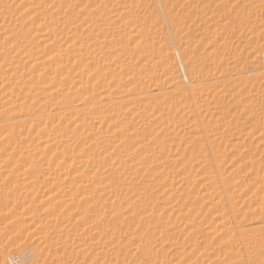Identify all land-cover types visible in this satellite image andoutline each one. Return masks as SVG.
I'll list each match as a JSON object with an SVG mask.
<instances>
[{"label":"rangeland","instance_id":"1","mask_svg":"<svg viewBox=\"0 0 264 264\" xmlns=\"http://www.w3.org/2000/svg\"><path fill=\"white\" fill-rule=\"evenodd\" d=\"M43 1H44L43 3L47 1L45 3L46 6H44V8L47 6L49 7L45 9L43 8V11L46 10L47 12L46 11L43 12L45 13L44 16H42L39 22L37 21L38 23L35 22L37 24H35L34 27L38 28V26H40L39 24L41 25L47 24V26L45 27H49V25L50 27L51 26L56 27L59 24L57 28L59 27L63 28V24L66 25L67 23H69L70 16L74 12L73 9H69V12L66 13L67 15L69 14L68 15L69 20L68 19L65 20L67 18L66 15L65 16L66 18L62 16L64 19L62 18V22H61L60 20L61 16L56 14L57 13L56 7L58 4H56V7H54L55 5L53 3H49L52 2L51 0H43ZM86 1L89 0H71L68 3L67 9L70 7L74 8V6L76 7L79 3L81 2L85 3ZM115 1L100 0V3L96 1L97 3L95 2L96 4L92 5L91 9L95 11L96 8L97 10L98 8L96 5H98L100 9L96 12H93V14L95 13L94 15H100L99 12L101 11V9L107 12L111 7L114 6L118 7L120 13L123 12L122 16H124L123 15L125 14L124 12L127 13L125 14L126 16L123 17V19L125 20L124 24L123 22H120L123 21L121 18L120 20L119 18H117L116 20H114L115 23L112 24L113 23L112 20L109 19L108 17V20L106 21H98V23H94L95 21H92L93 23H86L87 25L89 24V26H87L83 22V26H82L80 25V21L82 22V19L80 20L81 17L78 18L75 12L73 13L74 16L72 15L71 17L73 28L76 27V24L80 25L77 28L72 29L73 31L74 30L77 31L78 29L77 31L78 35L76 34V31H74V33L79 38L85 34L86 36L91 35V38L94 37L95 35L97 36L96 32L98 33L101 32L100 31L101 29L103 30L101 32V34L103 33V35L108 32L106 36L108 34H109L108 36H110L111 33L113 34L112 37H114L115 33L113 32L116 30H117L116 31L117 34H115L114 38L109 37L112 38L113 40L109 39L108 41V39H106L105 42H102L103 43V44L101 43L102 45L105 44L103 47L102 45H100V47L97 46V48L96 47L93 48L94 50L99 49L101 51H97V50L94 51L91 48L92 55L88 53L90 52V49L86 50L88 51L87 54L86 51H84V54L87 55L85 56L83 54L85 56L84 58L82 56L83 62L85 64V70L90 69L88 67H91L92 64L94 65L91 67V71H88L89 73L83 69V74H80L82 73L80 69L82 70L83 67L79 68L78 66H80L81 63L76 64L78 66H75L76 67L75 68L73 65H71L72 61L69 62L68 65L72 66V68L74 67L73 72H76L79 69V72H77V74L82 76V78L81 76L79 77L82 79L79 80L80 83L78 82L76 84V86L78 85L77 87L79 89L75 85L70 84V78H73L72 76L75 75L73 72H72L73 73L72 76L69 75L70 73L69 71L58 74V79L59 76L60 78L64 77L65 75L66 77L71 76L69 79L65 77V79H67L66 81L65 79L61 80L62 78L59 80L63 81V83L65 82V84L69 82L67 83L66 86L70 87L71 91L74 93L73 94L74 96L72 95L73 99L71 98L70 96L71 94H70L68 97L69 102H67V98H65L66 100L63 99L65 101H62L64 104L62 103L61 109L53 110V113H51V114L58 113L56 115L58 116V118H61L62 121L65 119V121H63V124L64 122L65 124L60 126V128H58L59 130L61 129V131H59L56 128L55 129L57 131L50 129L51 131L49 132L52 135H48V136L47 133L46 134L40 133L41 131H43L42 126H44V125L39 126L43 123L42 121H40L41 120L40 115H42L41 112L43 111L42 105L43 108L45 109L44 111L47 110L49 111L51 109V105H53V103L57 101L54 98L55 97L54 94L52 95V97L50 96V98H52L51 100L50 98L45 99V101L43 100L42 103L43 102L45 103L44 104L41 103L42 105L40 107L37 106L38 102H35L36 105L34 104L35 106H33L32 101L38 98L35 97V95H37V92L35 91V89H34L35 92L32 91L34 88V83L28 82L27 87H24L22 90H20L19 95H21V97L23 95L24 96L26 95L30 99L27 98L26 96L25 97L23 96L24 99L23 100L20 99L21 100L20 103V100L18 101L16 100V98L18 97L17 95H16L17 97L10 95L13 92L14 86L12 85L9 87L12 90V91L9 90L10 92L9 94V92L7 91L9 88L7 90L3 89L5 84L3 85L2 83L4 82L0 80V86H2L0 90L3 89L1 93L4 92L2 93L3 95L0 94V145H2L0 146V264H2L3 262H6V264H264V150L262 149L264 147V0H120L119 2L118 1L115 2ZM76 2L77 4L74 5V3ZM101 3H103V5H101ZM70 4L71 6H69ZM50 8L53 10V12L56 10L55 13H53ZM65 9L66 7L63 10L65 11ZM70 10L71 11L73 10L71 14H70L71 12ZM106 12L101 11V15L105 14ZM51 13H53L56 17ZM47 15L49 17H47ZM75 16L77 17L78 21L75 19L76 18ZM102 17L105 16L103 15ZM50 21H52L53 23ZM73 21L76 22L74 23ZM41 22L44 24H42ZM54 22H56V24H54ZM125 22L127 23L129 22L127 26L136 27L137 30L133 31L132 29V31H129L127 28L125 29L123 28L124 30H122L121 28L125 25ZM99 23H100L99 25L100 27L98 26ZM103 24L107 28H105ZM93 25L95 27L98 26L99 28L98 27L95 28ZM120 25L123 26H121L120 28ZM31 26L33 25L32 24L27 25L25 29L32 30ZM86 26L87 28L85 29ZM109 28L111 32L108 31ZM93 29L95 30V32H93ZM96 29H100V30L96 31ZM118 30L119 31L122 30L123 32L121 31L120 33ZM138 30L139 32H137ZM79 32H83L82 35ZM94 33L95 35L93 36L92 34ZM79 40L78 43L76 41L77 47L81 43L80 42L81 40L80 41ZM110 49H112L113 51L111 52ZM102 50L104 53H102ZM146 50L148 51L147 53ZM150 50L155 51L157 53L159 52L161 56H164L163 62H161L163 66H160L161 64L158 61L159 58L155 56L153 57L154 59L155 58L157 59L155 60L159 65L156 64L154 61L153 63H149L151 60H154L153 58L151 59L152 56L150 54L142 56V54L143 55L148 54ZM107 51L110 53L105 54V52L108 53ZM98 52L101 53L102 56L104 54L105 56L108 55L107 57H109V55L111 54V56H113L112 58L115 57L114 59L119 61L118 62L119 64H116L115 65L116 67L114 65H110L109 67L108 64L107 66L105 65L104 67L103 65L104 62L101 60L102 56ZM168 52L170 53L169 55ZM70 54H73L72 51L70 52ZM78 55L80 54L78 53ZM88 56L89 57L92 56V58L93 57L94 58L90 60L88 59L86 60L87 63H90L89 64L90 66L87 65L88 67L86 69L87 63L85 61V58ZM111 56L109 58H111ZM78 57H75L74 60L79 59ZM147 58H150V61L149 59L147 60ZM170 58L172 59L170 60ZM139 59H144L142 60V63H147L146 65H148L145 66L144 69H142L143 72L141 71V69H138L139 71H141V73L138 72L137 70L136 71L134 70L133 72L129 70L125 73V71L120 69L121 68L120 66L124 63H128L129 65H133L135 68H139L136 65H134V62ZM166 59L167 61L169 60V62L170 61L172 62L169 63L170 67L167 66L168 62L167 65L165 64L166 62L164 63ZM99 60L102 64L99 63ZM89 61H92V63ZM156 65L158 67L160 66L159 68H162V70L164 71H162L159 68L157 69ZM29 66L30 65H28V67ZM101 66L105 68L104 69L105 72L112 70L113 67L115 69L117 68L116 70H119V72L121 70L120 74L119 72H117V74L119 75L116 76L117 78L115 77L116 79L115 78L112 79V82L110 80L108 81L109 86L105 85L106 82L105 84H103L101 80L102 76H100L101 77L100 79L97 78L100 75V72L97 69L100 68L99 70L101 71L103 70ZM150 66L152 67L149 68ZM94 67L97 70V72L95 69L92 70V68ZM107 67L108 70H106ZM152 68L154 69L156 68V69L154 70ZM75 69L76 71H74ZM104 70L102 72H104ZM93 71H95L96 73H94ZM128 72H131L132 74L134 73L133 76L135 78L132 76L131 73ZM155 72L159 74V75L158 74L152 75L155 78L157 76L156 79H154L151 75L148 76L150 73L155 74ZM146 73H148L147 76H145ZM94 74H98V76H94ZM90 76L95 78H92ZM143 76H145L146 78L145 77L142 78ZM196 76L198 81L200 79H201L200 81L206 80L205 76L206 78L208 76L209 79L207 80L208 82L206 81L207 83H209L211 80L210 84H213V86L212 89H209L210 91L209 95L207 93L208 90L205 91L206 86L204 84H203L204 89L199 88L200 86L202 87V85L197 87L196 85L193 84L194 80L196 79ZM129 77L130 79H127ZM211 77L213 80L211 79ZM153 81H155L156 84L158 83L166 84V86L169 84L168 85L169 91H171V93H169L170 95L168 94V96L170 97L169 100L171 101L169 100L167 101V98L165 97L168 96L166 95L164 97L165 99L164 98L160 99V97L158 98L156 97L157 99L154 98L152 100L148 99V101L151 100L150 101L151 104L153 103L151 107H150V102L148 101L145 102L138 101L141 102V104L136 101V103L134 104L132 103V101L135 102V100L132 99L131 102H128L131 99L130 95H132L134 90L137 88H138L137 90L146 89L149 92H152V88H153L152 83H155ZM11 84L12 83L9 84L7 83V87ZM103 85L106 88L109 87L108 93L112 91L107 100H101V98L97 97L100 95L99 90H97V88L98 89L100 88L101 90V86ZM184 86H186V88L183 89ZM193 86L195 87V91L193 90L195 93L191 92L192 91L191 89L194 88ZM7 87L5 85L4 88ZM72 87H74V90L77 88V93H75L76 90L73 91ZM196 87L197 89L199 88L201 90L199 89L196 90ZM83 88L85 90H83ZM94 88L96 90H94ZM80 89H82L85 92H83ZM4 90L7 91V94ZM23 90H26L25 93L23 92ZM86 90L88 91V93H86L87 92ZM184 90L190 91L191 93L189 92L186 93V91ZM203 90H204V94L202 93ZM130 91L132 92L129 95ZM181 91L185 92V94L183 95ZM200 91L203 94L202 96L200 95L201 94ZM17 92H19V90ZM78 92L81 95L83 94L82 99L81 97H79L80 95H78ZM15 93L16 92H13L12 94ZM31 94L33 95L31 96ZM75 94H77L78 97H76L77 95ZM124 94L126 97L123 96ZM194 94L199 98L196 99ZM117 95H122L123 98L121 97V99L117 100L114 98ZM88 96H89V100L87 99ZM12 97L14 98L16 97V98L13 99ZM192 97L195 101H197V104L194 102L193 105V103L190 102L191 100L189 101V99ZM6 98L8 99L9 102H11L10 104H7ZM53 98L56 101H53ZM85 98L88 101H86ZM200 98H204V101H200ZM9 99L10 100L13 99V100L10 101ZM158 99L160 100L158 101ZM27 100H30L29 101L30 104ZM40 100H42V98ZM78 100L80 101L79 102L80 104L78 103ZM13 101L19 102L17 103L19 104V106H17V104L14 103L18 108L13 104ZM154 101H158V102H154ZM160 101L162 103L161 104L162 106L160 105ZM22 102L25 103L28 102V103L25 104ZM65 102L67 105L66 107H65ZM81 102L83 103L81 104ZM205 102H207V104L210 105L207 106ZM77 103L79 104V106L73 105ZM113 103L116 104L114 105ZM188 103H192V104H188ZM195 104L198 105L199 107L202 106L201 107L202 109L196 107ZM20 105L21 107L23 105L25 106L21 108ZM129 105L130 106L132 105L130 111H129ZM184 105L187 108H184ZM13 106L17 110L16 109L14 110V108H12ZM44 106L46 107L48 106L49 108L46 109V107ZM70 106L72 111L69 110ZM76 106L79 107L78 108L79 110H77ZM119 106L121 108L124 106L122 108L121 114H118L120 112L119 110H121ZM169 106H171V108ZM188 106H192L193 108L192 107L189 108ZM27 107L30 110L32 109L33 110L32 111L29 110L28 112ZM64 107H65L64 112H67L69 110L68 112L71 111V114L70 113L68 114L67 112L63 115ZM23 108L26 109L23 110ZM73 108L75 110H73ZM114 108L115 110L113 111ZM151 108H158V109L155 110ZM165 108H167L168 110ZM203 108H207L210 111L212 110L211 113H213V115L212 114L209 115V113L207 114L206 112H203L201 114L200 112L205 110ZM21 109L22 112L23 111L25 112L23 113L20 112ZM150 109L152 110V112H154L153 113L154 115L152 114V112H150L151 111ZM159 109L164 112L160 111ZM183 109H191L190 113H192L193 111H198L197 109H200L201 111H199L197 115H195L196 113H192V115H195L194 117H196L197 119L193 118L192 115H190V119H189L188 115L190 113L187 114V112H184ZM59 110L62 112L60 113L61 117H59L60 115ZM125 110H127L128 112L126 113ZM143 110L145 113H143ZM179 110H182L183 114L179 113L181 112ZM114 112L115 113L118 112L116 113L117 115ZM29 113L31 114L29 115ZM162 113H165V115L168 116H166L165 118L164 117L165 115ZM185 113L187 114V116H185L186 115ZM37 114L39 115V117H37ZM48 114L47 112L46 113L44 112V115L46 117L48 116L47 118H49L50 116V113ZM132 114H135L136 116L135 115L133 116ZM143 114L145 115L149 114V116L148 115L145 116ZM151 114L153 116H151ZM200 114L202 117L204 114L205 116L202 118L201 116H199ZM101 115H105V117L102 118ZM110 115H112L113 117H111ZM157 115L158 117H156ZM169 115L170 116L173 115V116L170 117ZM183 115L185 116V118ZM98 116L101 117L103 120ZM109 116L112 118L111 120ZM140 116H144V117H140ZM154 116L155 118H151ZM159 116L160 118L164 117V120L163 119L160 120V123L158 124L160 119ZM127 117L130 118L126 119ZM168 117H170L171 120H173V122L175 121V123H172V121H170L171 122L170 124L169 121H166ZM186 117H188V120L190 121L192 119L193 121H196L197 123L194 122L195 125L197 126L200 125L202 131H200L199 134L197 131L198 129H195L194 126L192 125L194 124L193 122L189 124L190 121L189 122L185 121L187 120ZM93 118L95 119V121ZM181 118H183L184 121L188 123L187 124L188 127L192 125L190 126V128L192 129L190 128L188 129L187 126H184L185 129L187 130L183 129L184 127L181 126V124L182 122L184 123V121H182L183 119ZM104 119L108 122L106 123ZM148 119L152 120L153 122L149 121ZM153 119L156 120L157 122L154 121ZM66 120L68 122H66ZM77 120H79V122ZM83 120L86 121L88 125H92L88 132L91 134L93 133L92 135L89 134V136H92L94 139L92 137L85 136L87 135L88 132L82 131L81 129L77 130L79 131V133L76 130L73 131L72 126H74L76 123L82 124L84 122ZM129 120L130 123L128 122ZM138 120L139 121L141 120L142 123L138 122ZM36 121L37 123H39V125L35 123ZM148 121L151 123H149ZM102 122L104 123L103 125ZM34 123L37 124L36 127L38 126L36 132L33 129L35 127ZM120 123L124 124L123 127L125 129L128 127L127 130L125 129L123 130V127H121ZM131 123H133L134 125H132ZM161 123L164 124H162L161 126ZM65 125L66 126L68 125L67 130L70 135L67 133L66 131L67 127H65ZM98 125L101 126L97 127ZM125 125L127 127H125ZM166 125L167 127H165ZM176 125L178 126L180 125L179 128L176 127ZM157 126L159 129L157 128ZM63 127H65V129H63ZM215 127L217 129H215ZM160 128L161 129L164 128V130H166L165 132L167 133L162 134L164 131L161 130ZM181 128L183 130H181ZM167 129L169 130L167 131ZM194 129L195 132L192 133L191 131H193ZM80 130L82 133H80ZM105 130H107L108 132H106ZM210 130L213 132L210 133ZM116 131L117 132L120 131V133H117ZM122 131H124L127 136L125 135V137H123L124 139L121 141L120 144L122 148L121 150L120 145L115 146L114 140L116 135L119 136L121 134L123 135L125 134ZM70 132L72 133V135ZM96 132H97L96 135H98V137H95ZM53 133H56L58 136L60 133L61 134L60 136L66 135V137L59 136L58 138V136H56V134ZM74 133L76 136L74 135ZM77 133L78 136L80 134L79 137H77ZM133 133L134 134L136 133V135H134ZM208 133H210V135ZM102 134L108 135L109 138L112 134L114 135L111 136L110 138L111 141H110L108 136H105L107 138L106 139L105 137H103ZM213 134H215L217 137L215 135L213 136ZM67 135L71 136L72 139L70 140L71 137L69 136L68 139ZM100 135L102 136L100 137ZM131 135H134V138L133 136L132 138H130ZM258 136L260 137L263 136V138H260ZM45 137L47 139L49 137L52 138V142H51L52 144L56 143L60 145L62 143L59 147H57L58 145L55 144L56 146L54 147L55 148L57 147V149H53L54 147H52L53 151L54 150L56 151V152L54 151V154H49L53 152V151L51 152L52 149L49 150V148L46 147L47 149L44 150L42 148L41 145L44 144ZM81 137H83V140ZM126 137L127 139L130 138L129 141H127ZM139 137H141L142 139ZM38 138L41 139L38 141ZM66 138L68 139V141ZM75 139L77 140L78 143L76 142ZM96 139L97 140L101 139V142L103 143L101 144ZM139 139H141V141ZM62 140L63 142H60ZM92 140L94 142H92ZM135 140L139 141V143L141 142V145H139V143L136 144L137 141ZM146 140L148 143H146ZM40 141H42L43 143ZM69 141H71L72 143L76 142V144L75 143L72 144ZM108 141L110 143H108ZM36 142L40 145V147H38L39 145ZM65 142H69L70 147L76 148L75 149L76 151H72L71 148L69 149V151L67 150V152L64 153L61 152V150H63V143ZM85 143L86 145H83ZM87 143L89 144L91 143L93 146L97 145L94 146V148L95 150L97 149L98 151L96 150V153L93 152L94 151V149H92L93 146L91 144L88 146ZM104 143L107 144L105 145ZM124 143L126 146L125 145L123 146ZM19 144L22 145L23 147L17 146ZM29 144L31 145L29 146ZM112 144L116 148L113 149ZM145 144L146 145L148 144L149 146L148 145L147 146L149 148L145 146ZM258 144L261 145L259 146ZM74 145H76V147H74ZM82 145L84 148L82 147ZM131 145L133 147L135 145L138 146H135L134 148L133 147L130 148ZM44 146L45 144L43 145V147ZM85 146L86 148L90 147L92 150L90 148H87L88 149L87 150ZM122 146L125 148L123 149ZM141 146L143 149H141ZM36 147L39 149H37ZM79 147H82L83 149ZM106 148L107 150L110 148V151L113 150L112 152H110L112 154H110L109 150L107 151ZM144 148L146 151L144 150ZM33 149L36 150L35 153ZM80 149H82L83 152L85 153L87 151L90 152L89 154L87 152L86 155L88 156L89 159L93 160L92 161L93 163L89 162L91 160L87 159V156L85 154L83 155V152ZM57 150L59 151V153ZM77 150L80 156L76 154ZM19 151L22 152L20 153ZM27 151L30 152L31 154L28 153ZM74 152L76 156H78L79 158L74 156L75 155ZM44 153L47 154V156L50 155V157L48 156V158H52V160L48 158H47L48 160L46 158H43L45 155ZM61 154L63 156H61ZM64 154L69 156L70 158L73 155L72 158L75 159L71 158V160L77 165H75L71 160L68 161L67 159L70 158L69 157L67 158V156H65ZM52 155L55 156L52 157ZM64 156L65 158H63ZM58 157L61 158L63 164H60L61 160ZM82 157H84L85 159ZM103 157L106 159H104ZM125 157H127L126 158L127 161ZM42 158L44 160H42ZM96 158H98V161ZM99 158L100 160L101 158H103L102 159L103 162H105L106 160L108 162L107 161H106L107 163L100 162ZM120 158L123 159L124 161L121 160ZM37 159H39L40 161ZM80 159L81 162L83 161L82 167L85 168L87 164L86 169L80 167V165L77 163L78 161H80ZM86 159L89 161H87ZM41 160L44 161V163ZM49 160L52 161L53 163H55L53 160L57 161L56 165L55 164L52 165L51 163L50 165L48 164L49 165L48 166L46 163H48ZM115 160H117V162H114ZM130 160H131V164L128 162ZM59 161L60 163L58 167L57 164ZM70 162L74 164L71 166L72 169L70 167L71 165ZM124 162H126L127 165H124L125 164ZM38 163L39 165L43 164L46 165L48 168L50 167L51 168L50 172L52 171L53 175L52 173L51 174L48 173L49 169L46 166L43 165L39 166L37 165ZM64 163L67 164V166L64 165ZM100 163L103 164L100 165ZM114 163L117 164L118 166L124 163L123 164L124 166L122 167L121 165V167L120 166L118 167ZM95 164H99L97 166H99L100 169L102 168L101 171L103 170L104 172L103 171L101 172L100 170L98 171L99 168ZM61 165H63L62 166L63 168L61 167ZM78 165H79L78 168L79 170H81V172L80 171L77 172L81 173L82 175L76 173L75 171L76 169H78L76 167ZM92 165L94 166L92 167ZM138 165L140 167L139 169H138ZM30 166H32L33 168ZM56 166L58 167V170L57 168H55ZM106 166L109 167L107 168ZM42 167L44 172H41L43 170H40V168ZM44 167H46L47 171L46 169H44ZM68 167H70L69 169H71V172L73 171L76 174L70 173V171L68 172L69 170ZM89 167L91 169H89ZM126 167L129 169V171ZM54 168L55 170H52ZM96 168L99 177L98 175L96 176V172H95ZM114 168L115 169L118 168V169L114 170ZM65 169H67L68 173L66 172L64 174ZM106 169L108 170L107 172L109 173L105 172ZM124 169L126 170V172L119 171ZM56 170L59 173L61 172L60 175L59 173H56ZM92 170L95 173H92ZM109 170L114 173H111ZM89 171L90 174L98 177V179L96 177L94 179L97 180H94L93 177L91 178L92 175L86 173ZM115 171L118 173H116ZM210 171H216V172H214L215 174H213V172ZM62 172L64 175H61ZM99 172L103 176L100 175ZM43 173H47V174H43ZM40 174L43 175L41 176ZM68 174L71 176L76 175V177L74 176V179L76 178L75 181ZM86 174L88 177L86 176ZM104 174L107 176H104ZM117 174L119 176H117ZM141 174H143V176ZM44 175H46L47 177H45ZM48 175H50V178H52V180L48 177ZM139 175H141L142 178ZM160 175L161 176L166 175V176L161 177ZM218 175L221 177L219 178ZM63 176L64 177L67 176V177L64 178ZM68 176L70 178H68ZM211 176L212 178H210ZM55 177H57V179H53ZM77 177L79 178V181L77 180L78 179ZM81 177L82 179L84 177H87L88 179L86 178L87 181L85 178L83 180H80ZM160 177L162 178V181L165 179L164 181L170 184L163 181V183H165L163 185L162 181H160L161 180ZM214 177L217 178L216 181L215 179H213ZM37 178H39L38 180L40 183L37 182ZM58 178H60L61 182ZM66 178L69 181L65 180ZM137 178L139 179L137 180ZM166 178H168V180ZM62 179H64L65 181H63ZM72 179L75 184L70 183V180L71 182H73ZM156 179L159 180L158 183L155 182L157 181ZM171 179L173 180V182H171ZM240 179H241V183L239 182ZM40 180H42L43 182H41ZM53 180L55 181H54V186L52 187ZM103 180L105 182H102ZM46 181H50V182H46ZM36 182L39 183L40 185L37 184ZM58 182L61 184L59 185ZM66 182L67 183L69 182V184H66ZM76 182L77 184L78 183L79 184L77 185ZM29 183L31 184L29 185ZM62 183L65 185V186L63 185L65 189L62 187ZM82 183L84 184L87 183L88 185L85 184L87 185L85 186ZM108 183L111 186L115 184L118 187L116 186L111 187L108 185ZM116 183H118L120 186ZM135 183L138 185L140 184V186L136 185ZM142 183L147 184L148 186L143 185ZM159 183H161V185L157 186V184ZM33 184L36 187L37 185H39L38 188H34L35 186H33ZM49 184L51 186H47ZM167 184L170 186H168ZM41 185L42 186L45 185L44 188H42ZM66 185L70 186L68 187L69 189L67 188ZM72 185H74L75 187ZM103 185L104 187H100ZM134 185L138 187L136 186L133 187ZM76 186L79 187L80 191L79 189H77ZM95 186L97 187L95 188ZM59 187L60 188L62 187L63 189L62 188L60 189ZM98 187H100L101 189ZM108 187L112 188L111 189L112 191ZM122 187H124L125 189H123ZM140 187L144 190H141ZM53 188L57 189L58 191L56 190L55 192ZM66 188L69 191H73V194H71L72 192L71 193L68 192ZM102 188H104L105 190ZM115 188L118 189V191L120 188L121 193L117 192ZM135 188H137L138 191L135 190ZM74 189L77 190L74 191ZM84 189H86L87 191H85ZM131 190L133 193L131 192ZM133 190H135V192ZM81 191L87 192L86 195L89 197L91 196L90 199L91 200L93 199L95 201L94 202L93 200L91 201L85 195V192L81 193ZM51 192L53 194L56 193L54 194V196L57 197L55 198L54 196H52ZM57 192L59 193L57 194ZM78 192H80V194H78ZM50 193L51 196L53 197V201H51L52 199L49 198ZM139 193L140 195H138ZM64 194L65 195L70 194L69 195L70 198L68 196L69 201L64 198L65 196ZM75 194L76 197L74 198L73 196H75ZM92 194L94 195V197L96 196L98 202L96 201V199H94ZM58 195H61L62 197ZM139 196L140 197L143 196V197L140 198ZM84 197L86 200L84 199ZM135 197H138V199ZM44 198L46 199L49 198L51 202L49 200L48 201L45 200ZM250 198L251 200L249 201ZM60 199L61 201H59ZM126 199L129 200L127 201ZM130 199H132L133 202L130 201ZM125 200L129 203H126ZM87 201L89 204L86 203ZM69 203L72 204L74 203L76 206L73 204L74 206L72 207L71 205H69ZM93 205L95 209H93L92 207ZM78 206L81 209H78L77 211L76 208ZM112 206L113 208H111ZM74 207L76 208L74 209ZM98 207L100 208L101 211L99 210ZM71 208L74 211V213H72ZM69 212L72 213V214L70 213V215L74 214L73 215L74 219L72 216L68 214ZM86 214L89 219L86 218L85 216ZM214 214L217 215V217L220 216L221 214V217H218L216 219V216ZM78 217L84 220L83 221L79 220ZM85 221L86 224H84ZM82 224L85 226H82ZM42 228L43 230L45 229L44 232ZM70 229L73 231H71ZM20 230L23 231L20 232ZM45 234H47V236ZM38 236H40V238H38Z\"/></svg>","mask_w":264,"mask_h":264},{"label":"bare ground","instance_id":"2","mask_svg":"<svg viewBox=\"0 0 264 264\" xmlns=\"http://www.w3.org/2000/svg\"><path fill=\"white\" fill-rule=\"evenodd\" d=\"M52 2H49V3H53L54 5V7H56V4H58L57 5V13L56 14H58V15H60L61 17V22H62V18L64 17V18H66L65 16L67 15L66 13L67 12H69V9H73L74 10V12L76 13V15L78 16V18L79 17H81L80 18V20L82 19V22L80 21V25H82L83 26V22L86 24V23H93L92 21H95L94 23H98V21H106V20H108V17H109V19H111L112 20V24H114L115 22H114V20H116L117 18H119V20H120V18L123 20V21H120V22H123V24H124V19H123V17H125L126 15L125 14H127L126 12H124L125 14H123L124 16H122V13H120V11L118 10L119 8L118 7H109L108 9V11L106 12V11H104V10H102L101 9V11H103V12H106L105 14H102L101 15V11L99 12V14L100 15H94L93 14V12H96V11H98L100 8H99V6L98 5H96L97 6V10H96V8L95 7H93V8H95V11H93L91 8H92V5H95L97 2H99L100 3V0H89V1H86L85 3H83V2H81V3H79L76 7L74 6V8H72V7H70V8H68L67 9V6H68V3H69V1H71V0H51ZM67 1H68V3H67ZM97 1V2H96ZM102 1V0H101ZM115 1V0H114ZM119 2L120 0H116L115 2ZM44 1L43 0H0V80H2V82H4V83H2L3 85L5 84L6 85V87H7V83L9 84V83H12L11 85H9L7 88H4L5 87V85H4V87H3V89H8L10 86H14L13 87V92H16L15 94H10V92H9V90L10 91H12L10 88L7 90L8 92H9V94L10 95H13V96H16L15 98H16V100L18 101V100H23L24 99V97L26 96H22L21 97V95H19V93H20V90H22L24 87H27V83L28 82H31V83H34V88H33V90L32 91H34V89H35V91L37 92V95H35V97H38V98H36V99H34V101H32L31 103L33 104V106H35L36 104H35V102H38V107H40L42 104H44L45 102H43L42 103V101L44 100L45 101V99H48V98H50V96L52 97V95L54 94L55 95V99L57 100H54V98H53V101H56L55 103H53V105H51V109L48 111H44L45 109L43 108V105H42V110L46 113L47 112V114L48 113H50V116H49V118H47L45 115H44V112L42 111H40L41 113H42V115H40V121H42L43 123L41 124V125H39V123H37V121L35 122V123H37L39 126H42V125H44V126H42L43 127V131H41L40 133H47V136L48 135H52V134H50V132L49 131H51V130H55V131H57L56 129H58V128H60V126H62V125H64L65 124V122H64V124H63V121H65V119L62 121V119L61 118H58V116L56 115V114H58V113H55V114H51V113H53V110H58V109H61V106H62V101H65L66 99L65 98H67V102H69V100H68V97H69V95L71 96V98L73 99V92L71 91V88L70 87H67L66 85H67V83H69V82H67L66 84H65V82L63 83V81H61V80H63V79H65V77H66V75L64 76V77H61L60 78V76H59V79H61V80H59L58 79V74L60 73H62V72H67V71H69L70 73H69V75H71L72 76V74L74 73L75 75L74 76H72L73 78H70L71 76H69V77H66L67 79H69L70 78V84H72V85H75L76 86V84L79 82V80L82 78V76L81 75H78L77 74V72H79V69H78V67L79 68H81V67H83L82 68V70L80 69V71H82V73H80V74H83V69L85 70V64H84V62H83V58L85 57V56H87V55H85L84 54V51H86V50H88V49H90V52H88V51H86V54H87V52L88 53H90L91 54V48L93 49L94 47H96L97 48V46H99L100 47V45H102L103 43L102 42H105L106 41V39H108V41H109V39H111V40H113L112 38H114L115 37V34H117L116 33V31H112L113 33H115L114 34V37H112L113 36V34H111L110 33V36H106V34L108 33H105L104 35H103V33L101 34V32L103 31L101 28V30L100 29H96V31L97 30H100L101 32H96L97 33V36L95 35V33L94 34H92L94 37H92L91 38V35L90 36H86V34L85 35H82V33L83 32H79L82 36V38L80 37H78L77 35V31H78V29H77V31L76 30H74V31H76V34L74 33V31L72 30V29H75V28H77L78 26H80V25H77L76 24V27H72V21H71V17H72V15H73V10L70 12V14H71V16H70V21H69V23H67L66 25L65 24H63L64 23V20H63V28H61V27H59V28H61V29H59V28H57V26L59 25L58 23V25L56 26V27H50V25H49V27H45V26H47V24H44V23H42V24H44V25H41V24H39L40 26H38V28H36V27H34V25L35 24H37L38 22H39V20L42 18V16H44V14L45 13H43V12H45L46 10H44L43 11V8H44V6H46V2L47 1H45V3H43ZM80 2V1H79ZM96 2V3H95ZM67 4V5H66ZM77 4V2L76 3H74V5H76ZM115 4H118V3H115ZM49 5V4H48ZM100 5V4H99ZM101 5H103V3H101ZM51 6V5H50ZM69 6H71V4L69 5ZM47 7H49V6H47ZM47 7H45V8H47ZM52 7V6H51ZM66 7V9H65V11L63 10L64 8ZM103 7V6H102ZM44 8V9H45ZM105 8V7H104ZM18 9H20V10H18ZM51 9V8H50ZM18 10V11H17ZM52 10V9H51ZM55 10V11H56ZM55 11L53 12V10H52V12L53 13H55ZM47 12V11H46ZM51 12V11H50ZM53 13H51L52 15H54ZM47 14V13H46ZM49 14V13H48ZM57 15V16H58ZM69 15V14H68ZM68 15H67V18L65 19V20H69V17H68ZM105 16V17H102V16ZM55 16V15H54ZM53 16V17H54ZM63 16V17H62ZM74 16V15H73ZM101 16V17H100ZM46 17V16H45ZM47 17H49L48 15H47ZM56 17V16H55ZM76 17V16H75ZM63 18V19H64ZM74 18V17H73ZM114 18V19H113ZM57 19V18H56ZM76 20H77V17L75 18ZM52 20H53V18H52ZM55 20V19H54ZM38 21V22H37ZM78 21V20H77ZM35 22H37V23H35ZM50 22H52V21H50ZM49 22V23H50ZM59 22V21H58ZM61 22H60V24H61ZM66 22V21H65ZM74 22V21H73ZM76 22V21H75ZM74 22V23H75ZM46 23H48V22H46ZM53 23V22H52ZM52 23H51V25H52ZM73 23V24H74ZM82 23V24H81ZM101 23V22H100ZM100 23L98 24V26L100 25ZM109 23H111V22H109ZM109 23H107V24H109ZM129 23V22H128ZM128 23L127 22H125V25L123 26V25H120V28H121V26H123L121 29L122 30H124L125 28H127L129 31H132V29H133V31H136L137 29H136V27H129V26H127L128 25ZM33 25V26H31V28H32V30H29V29H25L26 28V26L27 25ZM54 24H56V22H54ZM102 24V23H101ZM122 24V23H121ZM70 25V26H69ZM87 25V24H86ZM92 25V24H91ZM61 26V25H60ZM74 26V25H73ZM85 26V25H84ZM87 26H89V24L87 25ZM87 26L85 27V29L87 28ZM94 26V25H93ZM97 26V27H98ZM103 26L105 27V28H107L104 24H103ZM30 27V26H29ZM95 27V26H94ZM97 27H95V28H97ZM100 27V26H99ZM98 27V28H99ZM81 28V27H80ZM104 28V29H105ZM116 28V27H115ZM114 28V29H115ZM124 28V29H123ZM83 29V28H82ZM81 29V30H82ZM84 29V30H85ZM113 29V30H114ZM118 29H119V27H118ZM108 30V29H107ZM121 30V31H122ZM80 31V30H79ZM83 31V30H82ZM108 31H110V28H109V30ZM119 31V30H118ZM121 31H119L120 33H121ZM93 32H95V30L93 29ZM111 32V31H110ZM118 32V33H119ZM123 32V31H122ZM124 32H127V31H124ZM137 32H139V30L137 31ZM80 34H79V36H80ZM91 34V33H90ZM119 35V34H118ZM121 36V35H120ZM90 37V38H89ZM107 37V38H106ZM109 37H112V38H109ZM81 41H80V40ZM78 40L81 42L80 43V45L77 47L76 46V41H77V43H78ZM102 43V44H101ZM107 43V42H106ZM78 45V44H77ZM105 45V44H104ZM104 45H102V47L104 46ZM102 47H101V49H102ZM95 48V49H96ZM124 48V47H123ZM94 50V49H93ZM93 50H92V52H93ZM97 51H101V50H99V49H96ZM96 50H94V51H96ZM111 50V52L113 51L112 49H110ZM148 50V49H147ZM146 50V53L148 52ZM72 51V53L73 54H70V52ZM121 51H124V50H121ZM80 54V55H78V53ZM108 52V51H107ZM96 53V52H95ZM99 53V52H98ZM102 53H104L103 52V50H102ZM110 52H108V53H106L105 52V54H109ZM85 56H84V55ZM99 54H101V53H99ZM105 54L102 56V54H101V56H102V58H101V60L104 62V67H105V65L107 66V64H108V66L110 67V65H116V64H119L118 62L119 61H117V60H115L114 58H112L113 56H111V54L109 55V57L111 56V58H109V57H107V56H105ZM151 55L152 57H151V59L153 58L154 59V57L153 56H155V57H157V58H159V63L161 64V62H163V57L164 56H161L160 55V53L158 52H155V51H151L150 50V52L148 53V54H142V56H145V55ZM162 54V53H161ZM170 53L168 52V55H169ZM92 55V54H91ZM113 55V54H112ZM164 55H165V53H164ZM78 56H80V57H78ZM82 56H83V58H82ZM90 56V55H89ZM86 57L85 58V61L88 59V60H90V59H93L92 58V56L91 57ZM94 56V55H93ZM142 56H140V57H142ZM167 56V55H166ZM166 56H165V58H166ZM75 57H78L79 59H75L74 60V58ZM99 57H100V55H99ZM98 57V58H99ZM139 57V58H140ZM96 59H97V56H96ZM96 59H94V60H96ZM145 59V58H144ZM144 59H139V60H137V61H135L134 62V65H136L137 67H139V68H135L133 65H129L128 63H124V64H122L120 67V69L121 70H123V71H125V73L127 72V71H129V70H131L132 72L135 70H137L138 72H140L141 73V71H142V69H144L145 68V66H148V65H146L147 63H142V60H144ZM149 59V61H150V58H147V60ZM156 59V58H155ZM151 60L149 63H153V61L156 63V64H158L157 62H156V60ZM172 58H170V60H171ZM70 61H72L70 64L71 65H73L74 67L75 66H78V65H76V64H80L81 63V65L80 66H78L77 67V69H78V71H76V69L74 70V71H76V72H73V68H72V66H69L68 64H69V62ZM81 61V62H80ZM77 62V63H76ZM89 62H91L92 63V61H89ZM146 62V61H145ZM148 62V61H147ZM166 62V63H165ZM167 62H168V65H167ZM74 63V64H73ZM86 63H87V61H86ZM96 63V62H95ZM94 63V64H95ZM97 63H98V61H97ZM99 63H101L100 62V60H99ZM154 63V64H155ZM164 63L168 66V67H170L169 66V63H172L171 61L169 62V60L167 61V59L164 61ZM90 63H87L86 64V69H87V67L88 66H90L89 65ZM102 64V63H101ZM121 64V63H120ZM164 64V65H165ZM28 65H30L29 67H28ZM88 65V66H87ZM97 65V64H96ZM149 65H151V64H149ZM159 65V64H158ZM171 65H173V64H171ZM92 66H94L93 64L91 65V67ZM99 66V65H98ZM157 66V65H156ZM160 66H163V64H161ZM159 66V67H160ZM166 66V67H167ZM70 67V68H69ZM91 67H88V68H90V69H87V70H85L86 72H88V71H91ZM100 67V66H99ZM102 68H103V70L105 69L103 66H101ZM116 67V66H115ZM118 67H119V65H118ZM152 66H150L149 68H151ZM158 66L156 67L157 69L159 68ZM175 67V66H174ZM76 68V67H75ZM98 68V67H97ZM155 68V69H156ZM93 69H95V67L94 68H92V70ZM100 68H98L97 70L100 72V75L98 76V74H94V76H98L97 78L98 79H100L101 77L100 76H102V78H101V80H102V82H103V84H105V82H106V86H109L108 84H109V80L112 82V79H114L117 75H119L120 74V72H121V70H120V72H119V70H116L114 67H113V69L112 70H110V71H106L105 72V70H104V72H102L101 70H99ZM119 69V68H118ZM138 69H141V71H139ZM147 69V68H146ZM152 69H154V68H152ZM154 69V70H155ZM159 69H161L162 70V68H159ZM165 69V68H164ZM170 69V68H169ZM171 69H172V67H171ZM72 70V71H71ZM96 70V69H95ZM97 70H96V72H97ZM106 70H108V67H107V69ZM168 70V69H167ZM166 70V71H167ZM122 71V72H123ZM145 71V70H144ZM151 71V70H150ZM162 71H164V70H162ZM73 72V73H72ZM85 72V73H86ZM94 73H96L95 71H93ZM117 72H119V74H117ZM143 72V71H142ZM84 73V74H85ZM89 73V72H88ZM91 73V72H90ZM128 73H131V72H128ZM127 73V74H128ZM152 73V72H151ZM149 74L148 76H152V75H156V74H158V73H156L155 72V74ZM159 73H161V72H159ZM92 74V73H91ZM123 74V73H122ZM132 74V73H131ZM136 74H138V73H136ZM135 74V75H136ZM147 74L148 73H146L145 74V76H147ZM93 75V74H92ZM129 75V74H128ZM134 75V73L132 74V76ZM159 75V74H158ZM67 76H68V74H67ZM81 76V78H79ZM145 76H143L142 78H144ZM214 76V75H213ZM90 77H92V76H90ZM134 77V76H133ZM154 79H156L157 78V76H156V78L154 77V76H152ZM159 77V76H158ZM190 77V76H189ZM92 78H95V77H92ZM117 78V77H116ZM115 78V79H116ZM135 78V77H134ZM141 78V77H140ZM146 78V77H145ZM151 78V77H150ZM152 78V79H153ZM202 78V77H201ZM210 78V77H209ZM214 78V77H213ZM216 78V77H215ZM67 79H65V81L67 80ZM127 79H130V77L129 78H127ZM132 79V78H131ZM147 79H149V78H147ZM151 79V80H152ZM191 79V78H190ZM192 79H193V77H192ZM205 79L206 80H204V81H198L197 80V76H196V79L194 80V82H193V84L194 85H196L197 87H199L200 85H202V87L200 86L199 88H202V89H204L203 88V86L205 85L206 86V89H205V91H207L208 90V95H209V93H210V91H209V89H212V86H213V84H210L211 83V80H210V82L209 83H207L208 81L207 80H209L208 79V76H207V78H206V76H205ZM211 79H212V77H211ZM82 80V79H81ZM97 80V79H96ZM95 80V81H96ZM150 80V81H151ZM213 80V79H212ZM10 81V82H9ZM159 81V80H158ZM160 81H162V80H160ZM185 81V80H184ZM192 81V80H191ZM207 81V82H206ZM99 82V81H98ZM102 82H100V83H102ZM153 82H155V81H153ZM164 82V81H163ZM179 82V81H178ZM202 82H204V83H202ZM30 83V84H31ZM80 83V82H79ZM83 83V82H82ZM100 83H99V86H100ZM136 83V82H135ZM158 83V82H157ZM165 83V82H164ZM202 83V84H201ZM98 84V83H97ZM204 84V85H203ZM83 85V84H82ZM96 85V84H95ZM139 85V84H138ZM152 92H149L148 90H146V89H140V90H137V89H133L134 90V92L132 93V95H130L131 94V92L132 91H130V93H129V95L131 96V99H130V101H128V102H131L132 101V99L133 100H135V102L134 101H132V103H136V101L138 102V101H143V102H145V101H148V99H154V98H158V97H160V99L161 98H164L166 95L168 96V94L169 93H171V91H169V84L166 86V84H156V82L155 83H152ZM192 85V84H191ZM29 86V85H28ZM78 86V85H77ZM76 86V87H77ZM97 86V85H96ZM187 86H188V84H187ZM1 87L2 86H0V89H1ZM81 87V86H80ZM88 87H90V86H88ZM98 87V86H97ZM194 87V86H193ZM197 87H196V90H198L197 89ZM215 87V86H214ZM12 88V87H11ZM30 88H31V85H30ZM78 88V87H77ZM77 88L75 89L76 90V92L75 93H77ZM82 88V87H81ZM93 88V87H92ZM111 88V87H110ZM136 88V87H135ZM184 88H186V86H184L183 87V89ZM191 88H192V86H191ZM216 88V87H215ZM3 89L2 90H0V94H2V93H4V92H2L1 93V91H3ZM18 91L19 90V92H17L16 90ZM27 89H29V88H27ZM72 89H73V91H75L74 90V87H72ZM79 89V88H78ZM188 89V88H187ZM186 89V90H187ZM6 90H4L5 92H6V94H7V91ZM80 90H82V89H80ZM83 90H85L84 88H83ZM82 90V91H83ZM94 90H96L95 88H94ZM97 90H99V93H100V95L99 96H97V97H99V98H101V100H107L108 98H109V95H110V93L112 92H110V93H108V90H109V87H104V85L103 86H101V90H100V88L98 89L97 88ZM129 90V89H128ZM186 90H184V91H186ZM190 90V89H189ZM192 91L191 92H193V93H195L194 91H195V87L193 88V89H191ZM194 90V91H193ZM199 90H201V89H199ZM25 91L26 90H23V92L25 93ZM34 91V92H35ZM79 91V90H78ZM87 91V90H86ZM92 91V90H91ZM223 91V90H222ZM22 92V93H23ZM83 92H85V91H83ZM95 92H97V91H95ZM182 93H183V95L185 94V92H183V91H181ZM187 92H189V93H191L190 91H186V93ZM197 92V91H196ZM226 92V91H225ZM21 93V94H22ZM27 93V92H26ZM86 93H88V91L86 92ZM108 93V94H107ZM200 93H201V91H200ZM203 94H204V90H203V92H202ZM200 94L201 96L203 95V94ZM36 94V93H35ZM197 94V93H196ZM206 94V93H205ZM3 95V94H2ZM9 95V96H10ZM29 95V94H28ZM33 94H31V96H32ZM73 95V96H72ZM75 95H77V94H75ZM78 95H80L79 97H81V99H82V95L78 92ZM78 95L76 96V97H78ZM94 95V94H93ZM112 95V94H111ZM170 95V94H169ZM192 95V94H191ZM199 95V96H200ZM226 95V94H225ZM30 96V97H31ZM123 96H125V94L123 95ZM123 96L122 95H117V96H115L114 98L115 99H121V97L123 98ZM127 96H128V94H127ZM194 96H195V98L197 99V98H199V97H197L195 94H194ZM207 96V95H206ZM224 96V95H223ZM27 97V96H26ZM85 97H87V96H85ZM126 97V96H125ZM124 97V98H125ZM185 97H187V96H185ZM188 97H190V96H188ZM248 97V96H247ZM13 99H15L14 97H12ZM27 98H29V97H27ZM26 98V99H27ZM32 98V97H31ZM42 98V100H40ZM71 98H69V99H71ZM75 98V97H74ZM98 98V99H99ZM128 98V97H127ZM135 98V99H134ZM156 98V99H157ZM165 98H167V101L170 99V97L168 96V97H165ZM164 98V99H165ZM7 99V98H6ZM5 99V100H6ZM12 99V100H13ZM25 99V100H26ZM30 99V98H29ZM52 98H50V100H51ZM63 99H65V100H63ZM76 99H78V98H76ZM80 99V98H79ZM86 99V98H85ZM88 100H89V96H88V98H87ZM86 99V101H88ZM160 99H158V101L160 100ZM188 99V98H187ZM208 99V98H207ZM10 100V99H9ZM12 100H10V101H12ZM21 100H20V103H21ZM127 100V99H126ZM126 100H124V101H126ZM129 100V99H128ZM150 100V101H151ZM191 100V101H190ZM192 100H194L193 99V97L192 98H190L189 99V101L190 102H192L193 103V105H194V102L197 104V101H192ZM7 101V104H10L11 102H9L8 101V99L6 100ZM5 101V102H6ZM28 102L30 101V100H27ZM83 101H84V99H83ZM85 101V102H86ZM111 101V100H110ZM150 101H148V102H150ZM158 101H154V102H158ZM166 101V102H167ZM169 101H171V100H169ZM198 101H199V99H198ZM200 101H204V98H200ZM206 101V100H205ZM26 102V101H25ZM25 102H22V103H25ZM27 102V103H28ZM52 102V101H51ZM80 101L78 100V103H79ZM85 102H84V105H85ZM127 102V103H128ZM141 102H138V103H140L141 104ZM153 102V101H152ZM165 102V101H164ZM185 102H186V99H185ZM184 102V103H185ZM17 104V103H19V102H15V101H13V104ZM27 103H25V104H27ZM42 103V104H41ZM76 103V102H75ZM73 104V105H78L79 106V104ZM83 102H81V104H82ZM168 103V102H167ZM166 103V104H167ZM183 103V104H184ZM192 103H188V104H192ZM199 103V102H198ZM202 103V102H201ZM206 104H207V102H205ZM209 103V102H208ZM12 104V105H13ZM14 104V105H15ZM29 104H30V102H29ZM28 104V105H29ZM35 104V105H34ZM64 104V103H63ZM114 105L116 104V103H113ZM130 104V103H129ZM133 104V105H134ZM153 104V103H152ZM151 102H150V107H151ZM158 104V103H157ZM162 103H161V101H160V105H161ZM166 104H165V106H166ZM186 104V103H185ZM195 104V105H196ZM200 104V103H199ZM206 104H203V105H206ZM243 104V103H242ZM22 105V104H21ZM21 105H20V107H21ZM28 105H26V106H28ZM70 105H71V103H70ZM113 105V106H114ZM128 105V104H127ZM144 105V104H143ZM155 105V104H154ZM169 105V104H168ZM187 105V104H186ZM210 104H207V106H209ZM247 105V104H246ZM11 106V105H10ZM10 106H9V108H10ZM16 106V105H15ZM17 106H19V104H17ZM16 106V107H17ZM25 105H23L22 107H24ZM32 106V105H31ZM67 105H66V102H65V107H66ZM69 106V105H68ZM132 106V105H131ZM131 106L129 105V111H130V108H131ZM135 106V105H134ZM162 106V105H161ZM164 106V105H163ZM206 106V107H207ZM21 107V108H22ZM44 107H46V106H44ZM65 107H64V109H63V112H64V110H65ZM73 107V106H72ZM77 107V106H76ZM81 107V106H80ZM117 107V106H116ZM115 107V108H116ZM124 107V106H123ZM122 107V108H123ZM126 107V106H125ZM136 107V106H135ZM138 107V106H137ZM143 107V106H142ZM152 107H154V106H152ZM158 107V106H157ZM170 108H171V106H169ZM189 108H191L192 106H188ZM196 107H199L198 105H196ZM202 107V106H201ZM201 107H199V108H201ZM245 107V106H244ZM12 108H14V110L16 109L14 106L12 107ZM18 108V107H17ZM28 108V107H27ZM34 108V107H33ZM47 108H49L48 106L46 107V109ZM79 107H77V110H79L78 109ZM115 108L113 109V111L115 110ZM118 108V107H117ZM119 108H121L120 106H119ZM122 108H121V110H119L120 112L118 113V112H116V113H118V114H121V112H122ZM147 108V107H146ZM159 108V107H158ZM158 108H151V109H155V110H157ZM169 108V109H170ZM182 108V107H181ZM184 108H187L185 105H184ZM193 108V107H192ZM217 108V107H216ZM2 109V108H1ZM26 109V108H25ZM24 108H23V110H25ZM32 109V108H31ZM41 109V108H40ZM68 109H69V107H68ZM67 109V110H68ZM112 109V108H111ZM127 109V108H126ZM150 109V110H151ZM165 109H167V108H165ZM165 109H163V110H165ZM195 109V108H194ZM202 109V108H201ZM203 109H205L204 111H202V112H200L201 114L203 113V112H206L207 114L209 113V115H213V113H211L212 112V110L210 111L209 109H207V108H203ZM214 109V108H213ZM218 109V108H217ZM217 109H216V111H217ZM232 109V108H231ZM17 110V109H16ZM19 110H20V108H19ZM28 110V112H29V108L27 109ZM33 110V109H32ZM32 110H30V111H32ZM37 110H39V109H37ZM69 110H71V106H70V109ZM68 110V111H69ZM73 110H75L74 108H73ZM117 110V109H116ZM155 110H153V111H155ZM160 110V109H159ZM158 110V111H159ZM168 110V109H167ZM167 110H165V111H167ZM196 110V109H195ZM198 111H193L192 113H196L195 115H197V113H199V111H201L200 109H197ZM60 111V110H59ZM67 111V112H68ZM72 111V110H71ZM71 111L70 112H68V114L70 113L71 114ZM112 111V112H113ZM126 111V113L128 112L127 110H125ZM148 111H149V109H148ZM147 111V112H148ZM160 111H162V110H160ZM170 111V110H169ZM179 111H181V112H179V113H182V110H179ZM183 111L184 112H187V114H189L190 113V111H191V109H183ZM189 111V112H188ZM210 111V112H209ZM19 112V111H18ZM20 112H22V109H21V111ZM19 112V113H20ZM23 112H25V111H23ZM22 112V113H23ZM34 112V111H33ZM54 112H56V111H54ZM67 112H64L63 113V115L65 114V113H67ZM111 112V111H110ZM124 112V111H123ZM132 112V111H131ZM150 112H152V110L150 111ZM150 112H149V114H150ZM162 112H164V111H162ZM219 112V111H218ZM18 113V114H19ZM60 113H62L61 111L59 112V114ZM73 113V112H72ZM102 113V112H101ZM107 113V112H106ZM115 113V112H114ZM115 113V114H116ZM138 113V112H137ZM143 113H145L144 112V110H143ZM154 112H152V114H153ZM168 113V112H167ZM192 113H190L189 115H188V117H189V119H190V115H192ZM31 113H29V115H30ZM40 114V113H39ZM100 114V113H99ZM109 114V113H108ZM111 114V113H110ZM115 114H114V116H115ZM124 114V113H123ZM122 114V115H123ZM128 114H130V113H128ZM142 114V113H141ZM149 114H146V115H148L149 116ZM151 114V116H153ZM162 114H164L165 115V113H162ZM169 114H172V113H169ZM183 114V113H182ZM186 114V113H185ZM184 114V115H185ZM187 114L185 115V116H187ZM201 114L199 115V116H201ZM49 115V114H48ZM97 115H98V113H97ZM117 115V114H116ZM127 115V114H126ZM133 116L135 115V114H132ZM143 115H145V114H143ZM145 115V116H146ZM156 115V114H155ZM161 115V114H160ZM183 115V116H184ZM195 115H192L193 116V118H196V117H194ZM66 116V115H65ZM100 116V115H99ZM98 116V117H99ZM102 116V118L103 117H105V115H101ZM111 117H113L112 115H110ZM109 116V117H110ZM136 116V115H135ZM166 116H168V115H165L164 117L166 118ZM170 116V115H169ZM171 116H173V115H171ZM170 116V117H171ZM183 116H181V117H183ZM185 116H184V118H185ZM198 116V117H199ZM205 116V114L203 115V117ZM215 116H216V114H215ZM217 116H219V115H217ZM31 117V116H30ZM37 117H39V115L37 114ZM59 117H61V114L59 115ZM109 117H108V119H109ZM110 117V120L112 119ZM119 117V116H118ZM139 117V116H138ZM137 117V118H138ZM140 117H144V116H140ZM156 117H158V115L156 116ZM164 117L163 118H160V116H159V122H158V124L160 123V120H164ZM170 117H168L167 118V120L166 121H172V123H175V121L173 122V120H171V118ZM188 117H186L187 118V120H185V121H190V120H188ZM202 117V116H201ZM202 117V118H203ZM219 117H221V116H219ZM67 118H69V117H67ZM72 118V117H71ZM70 118V119H71ZM95 118V117H94ZM93 118V119H94ZM99 118H101V117H99ZM101 118V119H102ZM122 118V117H121ZM128 118H130V117H127L126 119H128ZM136 118V119H137ZM151 118H155V116L154 117H151ZM169 118H170V120H169ZM21 119V118H20ZM32 119V118H31ZM38 119V118H37ZM83 119V118H82ZM107 119V120H108ZM124 119V118H123ZM125 119V120H126ZM131 119H133V118H131ZM135 119V118H134ZM144 119V118H143ZM143 119H141V120H143ZM150 119V118H149ZM148 119V120H149ZM172 119H174V118H172ZM181 119H183V118H181ZM197 119V118H196ZM68 120V119H67ZM66 120V122H68ZM84 120H86V119H84ZM83 120V121H84ZM99 120V119H98ZM103 120V119H102ZM101 120V121H102ZM105 120V119H104ZM118 120V119H117ZM125 120H123V121H125ZM141 120L139 121L138 120V122H141ZM146 120V119H145ZM154 120V119H153ZM200 120V119H199ZM23 121V120H22ZM72 121H74V120H72ZM78 122H79V120H77ZM94 121H95V119H94ZM100 121V122H101ZM106 121V120H105ZM105 121H103V122H105ZM114 121H116V120H114ZM121 121H122V119H121ZM127 121V120H126ZM134 121V120H133ZM137 121V120H136ZM135 121V122H136ZM149 121H152V120H149ZM148 121V122H149ZM154 121H156V120H154ZM178 121V120H177ZM182 121H184V119L182 120ZM184 121V123L182 122V124H181V126H187V122H185ZM203 121V120H202ZM20 122V121H19ZM69 122H71V121H69ZM81 122V121H80ZM84 122H86V121H84ZM82 123V124H75L74 126H72L73 128V131L74 130H79V129H81L82 131H86V132H88L89 130H90V128H91V126L92 125H88V123L86 122V123ZM97 122V121H96ZM99 122V123H100ZM102 122V125L104 124ZM108 121H106V123H107ZM110 122V121H109ZM129 123H130V120L128 121ZM147 122V121H146ZM153 122V121H152ZM157 122V121H156ZM168 122V123H169ZM197 123L196 121H193V119L189 122V124H191V123ZM34 123V124H35ZM71 123H73V122H71ZM75 123V122H74ZM123 123V122H122ZM122 123H120L121 124V127H123V125L124 124H122ZM126 123V122H125ZM137 123V122H136ZM142 123V122H141ZM149 123H151V122H149ZM167 123V122H166ZM181 123V122H180ZM195 123L194 124H192L193 126H194V128L195 129H198L197 131H198V134L200 133V131H202L201 130V128H200V125H195ZM199 123V122H198ZM203 123V122H202ZM20 124V123H19ZM24 124V123H23ZM37 124H35L34 126L36 127V125ZM67 124V123H66ZM70 124V123H69ZM68 124V125H69ZM101 124V123H100ZM115 124H116V122H115ZM114 124V125H115ZM132 125H134L133 123H131ZM130 124V125H131ZM155 124V123H154ZM162 124H164V123H161V126H162ZM170 124H171V122H170ZM178 124V123H177ZM200 124V123H199ZM208 124V123H207ZM25 125V124H24ZM68 125L66 126L65 125V127H67L66 128V131H67V133H68ZM129 125V124H128ZM174 125V124H173ZM192 125H190V126H192ZM33 126V125H32ZM31 126V127H32ZM33 126V127H34ZM101 126V125H100ZM99 125L97 126V127H100ZM168 126H171V125H168ZM175 126V125H174ZM180 126V125H179ZM179 126L178 125H176V127H178L179 128ZM190 126L188 127V129L190 128ZM207 126V125H206ZM212 126V125H211ZM33 128L34 130H35V132H36V129H37V127L36 128ZM65 127H63V129H65ZM112 127H114V126H112ZM125 127H127L126 125H125ZM165 127H167V125L165 126ZM199 127V128H198ZM214 127V126H213ZM3 128H5V127H3ZM24 128V127H23ZM22 128V129H23ZM28 128V127H27ZM56 128V129H55ZM111 128V127H110ZM128 128V127H127ZM127 128L125 129L124 127H123V130L125 129V130H127ZM157 128H158V126H157ZM25 129V128H24ZM51 129V130H50ZM71 129V128H70ZM99 129V128H98ZM117 129V128H116ZM159 129V128H158ZM161 129V128H160ZM166 129V128H165ZM183 129H185V127L183 128ZM182 128H181V130H183ZM190 129H192V128H190ZM195 129L193 130V131H191L192 133L193 132H195ZM215 129H217L216 127H215ZM29 130V129H28ZM34 130H33V132H34ZM59 130V129H58ZM81 130H80V133H82L81 132ZM94 130H95V127H94ZM101 130V129H100ZM161 130H163L164 132L162 133V134H166L167 132H165L166 130H164V128L163 129H161ZM169 129H167V131H168ZM180 130V129H179ZM185 130H187V129H185ZM184 130V131H185ZM59 131H61V129L59 130ZM65 131V130H64ZM75 131V132H76ZM106 132H108L107 130H105ZM121 131V130H120ZM120 131L119 132H117V133H120ZM158 131V130H157ZM196 131V132H197ZM217 131V130H216ZM17 132V131H16ZM29 132V131H28ZM31 132H32V129H31ZM53 132V131H52ZM78 133H79V131H77ZM97 132H99V131H97ZM97 132L95 133V135L97 134ZM100 132H102V131H100ZM106 132H104V133H106ZM122 132H124V131H122ZM129 132V131H128ZM161 132V131H160ZM190 132V131H189ZM190 132V133H191ZM211 132H213V131H211L210 130V133ZM221 132V131H220ZM227 132V131H226ZM7 133V132H6ZM12 133V132H11ZM63 133V132H62ZM71 133V132H70ZM78 133H77V137H79L80 136V134H79V136H78ZM125 133V132H124ZM191 133V134H192ZM210 133H208L209 135H210ZM216 133H218V132H216ZM222 133V132H221ZM44 134V135H45ZM53 134H56V133H53ZM66 134V133H65ZM69 134V133H68ZM86 134V133H85ZM84 134V135H85ZM89 134H91V133H87V135H85V136H89ZM93 134V133H92ZM91 134V135H92ZM98 134H100V133H98ZM108 134V133H107ZM128 134V133H127ZM129 134H131V133H129ZM134 134V133H133ZM156 134V133H155ZM159 134V133H158ZM202 134V133H201ZM207 134V133H206ZM39 135H41V134H39ZM39 135H38V137H39ZM61 134L59 133V136H60ZM63 135V134H62ZM70 135V134H69ZM69 135H67V137L69 136ZM71 135H72V133H71ZM74 135H75V133H74ZM73 135V136H74ZM82 135V134H81ZM103 135V134H102ZM102 135H100V137L102 136ZM109 135H111V134H109ZM114 134H112L111 136H113ZM125 135H126V133L123 135V134H121V135H116V137H115V140H114V143H115V146H119L120 144H121V141L124 139L123 137H125ZM134 135H136V133L134 134ZM134 135H131V137L130 138H132V136H133V138H134ZM154 135V134H153ZM193 135H195V134H193ZM212 135V134H211ZM215 134H213V136H214ZM10 136V135H9ZM46 136V135H45ZM46 136V137H47ZM54 136V135H53ZM53 136H52V138H53ZM56 136H58L57 134H56ZM59 136H58V138H59ZM66 137V135H63V136H60V137ZM76 136V135H75ZM105 136H108V135H103V137H105ZM111 136H110V138H111ZM127 136V135H126ZM137 136H138V134H137ZM136 136V137H137ZM195 136H197V135H195ZM204 136V135H203ZM206 136V135H205ZM216 136V135H215ZM2 137H3V135H2ZM12 137V136H11ZM22 137V136H21ZM40 137H42V136H40ZM45 137V141H44V144H45V146L43 147V145L44 144H42L41 146H42V148L45 150V149H47V148H49V150L50 149H52V147H54V146H56V145H58V144H56V143H51L52 142V138H50L51 139V141H50V139L48 138H46ZM69 137H71V136H69ZM69 137H68V139H69ZM89 137H92V136H89ZM95 137H98V135H96ZM135 137V138H136ZM217 137V136H216ZM258 137H260V136H258ZM29 138V137H28ZM27 138V139H28ZM82 138V140H83V137H81ZM85 138H87V137H85ZM93 138V137H92ZM106 138V137H105ZM108 138H109V136H108ZM110 138H109V140H110ZM129 138V139H130ZM139 138H141V137H139ZM201 138V137H200ZM204 138V137H203ZM206 138V137H205ZM209 138V137H208ZM260 138H263V136L262 137H260ZM18 139V138H17ZM37 139V138H36ZM41 139V138H40ZM39 138H38V141L40 140ZM43 139H44V137H43ZM42 139V140H43ZM47 139V140H46ZM64 139V138H63ZM67 139V138H66ZM66 139H65V141H66ZM68 139H67V141H68ZM72 139V137L70 138V140ZM74 139V138H73ZM91 139V138H90ZM94 139V138H93ZM107 139V138H106ZM126 139H127V137H126ZM129 139H127V141H129ZM142 139V138H141ZM141 139H139L140 141H141ZM148 139V138H147ZM210 139V138H209ZM259 139V138H258ZM29 140H31V139H29ZM76 140V139H75ZM79 140V139H78ZM97 140V139H96ZM95 140V141H96ZM113 140H112V143H113ZM156 140H158V139H156ZM206 140V139H205ZM5 141H7V140H5ZM34 141V140H33ZM57 141H58V139H57ZM73 141V140H72ZM88 141V140H87ZM97 141H99L101 144L103 143V142H101V139L100 140H97ZM96 141V142H97ZM111 141V140H110ZM125 141V140H124ZM133 141V140H132ZM135 141H137V140H135ZM162 141H163V139H162ZM166 141V140H165ZM215 141V140H214ZM263 141V140H262ZM261 141V142H262ZM26 142V141H25ZM40 142H42V141H40ZM55 142V141H54ZM60 142H63V140L62 141H60ZM69 142H71V141H69ZM69 142H65V143H63V150H61V149H59V150H61V152H67V150L69 151V149H71L72 147H70V143ZM76 142H77V140H76ZM76 142H73V143H75L76 144ZM85 142V141H84ZM92 142H94L93 140H92ZM91 142V143H92ZM131 142V141H130ZM134 142V141H133ZM144 142V141H143ZM142 142V143H143ZM203 142V141H202ZM261 142H259V143H261ZM37 143V142H36ZM35 143V144H36ZM43 143V142H42ZM59 143V142H58ZM72 143V142H71ZM72 143V144H73ZM78 143V142H77ZM90 143V144H91ZM98 143V142H97ZM96 143V144H97ZM99 143V144H100ZM108 143H110L109 141H108ZM128 143V142H127ZM126 143V144H127ZM135 143V142H134ZM139 143V141H137V143L136 144H138ZM146 143H148L147 142V140H146ZM150 143V142H149ZM156 143V142H155ZM163 143V142H162ZM210 143H211V141H210ZM213 143V142H212ZM25 144H28V143H25ZM38 144V143H37ZM56 144V145H55ZM60 144V143H59ZM62 144V143H61ZM60 144V145H61ZM88 144V146L90 145L89 143H87ZM105 144V143H104ZM103 144V145H104ZM107 144V143H106ZM105 144V145H106ZM129 144V143H128ZM131 144H133V143H131ZM31 144H29V146H30ZM33 145H34V143H33ZM32 145V146H33ZM39 145V144H38ZM53 145V146H52ZM60 145H58L57 147H59ZM83 145H86V143L85 144H83ZM83 145H82V147H83ZM92 145V144H91ZM113 145V144H112ZM125 145V143L123 144V146ZM139 145H141V142L139 143ZM143 145V144H142ZM148 145V144H147ZM146 144H145V146H147ZM259 145V144H258ZM261 145V144H260ZM259 145V146H260ZM0 146H2V145H0ZM15 146V145H14ZM17 146H21V147H23L22 145H17ZM73 146V145H72ZM93 146V145H92ZM94 146H97V145H94ZM94 146H93V148L92 149H94V151L93 152H95L96 153V150H95V148H94ZM108 146H110V145H108ZM122 146V147H123ZM126 146V145H125ZM135 146H138V145H135ZM134 146V147H135ZM144 146V147H145ZM149 146V145H148ZM147 146V147H148ZM150 146H152V145H150ZM155 146V145H154ZM209 146H210V144H209ZM16 147V146H15ZM38 147H40V145L38 146ZM47 147V148H46ZM57 147L55 148H53V149H57ZM74 147H76V145H74ZM82 147H79V148H82ZM131 147H133L132 145L130 146V148ZM133 147V148H134ZM4 148V147H3ZM31 148H34V147H31ZM37 148V147H36ZM35 148V149H36ZM84 148V147H83ZM82 148V149H83ZM85 148H86V146H85ZM87 148H90V147H87ZM86 148V149H87ZM102 148V147H101ZM104 148V147H103ZM114 148H116V147H114V145H113V149ZM120 148H121V145H120ZM120 148H118V149H120ZM125 147H123V149H124ZM149 148V147H148ZM150 148H152V147H150ZM37 149H39V148H37ZM43 149H41V150H43ZM53 149L51 150V152L53 151ZM76 148H72L71 150L72 151H76L75 150ZM78 149V148H77ZM82 149H80V150H82ZM91 149V148H90ZM91 149V150H92ZM137 149H139V148H137ZM141 149H143L142 148V146H141ZM140 149V150H141ZM147 149V148H146ZM263 150H264V147L262 148ZM34 150V149H33ZM32 150V151H33ZM88 150V149H87ZM91 150H89V151H91ZM100 150V149H99ZM106 150H107V148H106ZM109 150V153L110 152H112L113 150H111L110 151V148L108 149ZM107 150V151H108ZM121 150H122V148H121ZM144 150H145V148H144ZM143 150V151H144ZM150 150V149H149ZM237 150V149H236ZM12 151H14V150H12ZM31 151V150H30ZM35 151L36 150H34V153H35ZM39 151V150H38ZM37 151V152H38ZM55 151V150H54ZM54 151L52 152V153H49V154H54ZM58 151V150H57ZM72 151H71V154H72ZM98 151V150H97ZM102 151V150H101ZM106 151V152H107ZM119 151V150H118ZM117 151V152H118ZM146 151V150H145ZM148 151V150H147ZM10 152V151H9ZM20 152V151H19ZM22 152V151H21ZM20 152V153H21ZM28 152V151H27ZM42 152H44V151H42ZM56 152V151H55ZM82 152H83V150H82ZM88 152V151H87ZM86 152V153H87ZM105 152V151H104ZM122 152H124V151H122ZM121 152V153H122ZM227 152V151H226ZM225 152V153H226ZM5 153V152H4ZM28 153H30V152H28ZM40 153V152H39ZM58 153H59V151H58ZM81 153V152H80ZM86 153L85 152H83V155L85 154L86 155ZM90 152H88V154H89ZM99 153V152H98ZM102 153V152H101ZM114 153V152H113ZM229 153H230V151H229ZM17 154V153H16ZM23 154V153H22ZM31 154V153H30ZM45 154V153H44ZM66 154V153H65ZM64 154V155H65ZM74 154H75V152H74ZM76 154H78V156H80V154L78 153V150H77V153ZM76 154L74 155V156H76ZM100 154V153H99ZM110 154H112V153H110ZM110 154H109V156H110ZM115 154V153H114ZM124 154V153H123ZM3 155V154H2ZM6 155V154H5ZM9 155V154H8ZM43 155V154H42ZM60 155V154H59ZM59 155H57V156H59ZM82 155V156H83ZM107 155V154H106ZM17 156V155H16ZM26 156V155H25ZM46 156V157H45ZM49 157H50V155H48ZM48 156H47V154H45L44 155V157L43 158H48ZM53 156H55V155H52V157ZM61 156H63L62 154H61ZM65 156H67V155H65ZM65 156L63 157V158H65ZM71 156V155H70ZM78 156H76L77 158H79ZM87 156V155H86ZM85 156V157H86ZM122 156V155H121ZM127 156H128V154H127ZM69 156H67V158H68ZM72 157H73V155H72ZM71 157V158H72ZM39 158H40V156H39ZM42 158V160H44ZM58 158H60V157H58ZM58 158H57V161H58ZM66 158V159H67ZM70 158V157H69ZM71 158L70 159H67L68 161L69 160H71ZM82 158H84V157H82ZM91 158V157H90ZM104 158V157H103ZM103 158H101V160H100V158H99V160H100V162H103ZM121 158H123V157H121ZM120 158V159H121ZM127 157H125V159H126ZM48 159H51L52 160V158H48ZM47 159V160H48ZM55 159H56V157H55ZM72 159H75V158H72ZM85 159V158H84ZM84 159H82V160H84ZM87 159H89L88 158V156H87ZM86 159V160H87ZM93 159V158H92ZM97 159V161H98V158H96ZM96 159H94V160H96ZM104 159H106V158H104ZM112 159V158H111ZM6 160V159H5ZM37 160H39V159H37ZM36 160V161H37ZM41 160V161H42ZM60 160H61V158H60ZM76 160H78V159H76ZM85 160V161H86ZM89 160H91V159H89ZM89 160H87V161H89ZM121 160H123V159H121ZM40 161V160H39ZM50 161V160H49ZM49 161H48V163H46L47 165L49 164H51L52 163V165L53 164H55L56 165V162L57 161H55V160H53L55 163H53L52 161H50V163H49ZM63 161H64V159H63ZM66 161V160H65ZM72 161V160H71ZM75 161V160H74ZM84 161V162H85ZM93 160H91V161H89L90 163L92 162ZM107 161V160H106ZM105 161V162H106ZM124 161V160H123ZM126 161H127V159H126ZM136 161V160H135ZM35 162V161H34ZM43 163H44V161H42ZM73 162V161H72ZM83 162V161H82ZM81 162V159H80V161H78L77 163L80 165V167H82L83 166V163ZM96 162V161H95ZM105 162H103V163H105ZM108 162V161H107ZM106 162V163H107ZM110 162V161H109ZM114 162H117V160H115ZM122 162V161H121ZM130 164H131V160L130 161H128ZM10 163H12V162H10ZM36 163V162H35ZM59 163H60V161L58 162V167H59ZM71 163V162H70ZM69 163V164H70ZM74 163V162H73ZM88 163V162H87ZM89 163V164H90ZM93 163V162H92ZM102 163V164H103ZM111 163V162H110ZM118 163H119V161H118ZM125 163V164H124ZM123 164L124 165H127L126 164V162H124ZM247 163V162H246ZM249 163V162H248ZM252 163V162H251ZM250 163V164H251ZM60 164H63L62 163V160H61V163ZM75 164V163H74ZM74 164H72L71 163V165H70V167L72 166V165H74ZM101 163H100V165H102ZM109 164V163H108ZM115 164V163H114ZM123 164H120L119 166L121 167V165H122V167L124 166ZM133 164V163H132ZM137 164V163H136ZM7 165V164H6ZM12 165V164H11ZM14 165V164H13ZM23 165V164H22ZM26 165V164H25ZM24 165V166H25ZM35 165V164H34ZM37 165H39V163L37 164ZM43 164H41V165H39V166H42ZM48 165V166H49ZM51 165V166H52ZM64 165H66L67 166V164H65L64 163ZM75 165H77V164H75ZM79 165L78 166H76L77 168L79 167ZM96 166L97 165H99V164H95ZM115 165H117V164H115ZM230 165V164H229ZM20 166V165H19ZM43 166H46V165H43ZM63 165H61V167H62ZM65 166V167H66ZM69 166V165H68ZM94 165H92V167H93ZM110 166V165H109ZM108 166V167H109ZM113 166V165H112ZM118 166V165H117ZM118 166V167H119ZM130 166H132V165H130ZM135 166H137V165H135ZM14 167V166H13ZM30 167H32V166H30ZM37 167V166H36ZM47 167V166H46ZM46 167H44V169H46ZM58 167L56 166L55 168H57V170H58ZM60 167V168H61ZM64 167V168H65ZM70 167H68V169L70 168ZM86 167H87V164H86V166H85V168L84 167H82V168H84V169H86ZM99 169H98V171L100 170L101 171V169H100V167L99 166H97ZM102 167V166H101ZM105 167V166H104ZM107 167V166H106ZM107 167V168H108ZM111 167V166H110ZM33 168V167H32ZM48 168V167H47ZM55 168L54 169H52V170H55ZM59 168V169H60ZM63 168V167H62ZM67 168V167H66ZM74 168V167H73ZM95 168V167H94ZM127 168V167H126ZM133 168V167H132ZM140 167H139V165H138V169H139ZM235 168V167H234ZM6 169V168H5ZM9 169V168H8ZM25 169V168H24ZM36 169V168H35ZM38 169V168H37ZM49 170H48V173L49 174H51L52 173V171L50 172V167L48 168ZM71 169H72V167H71ZM71 169H69L68 170V172L70 171V173H75V172H71ZM76 169V168H75ZM89 169H91L90 167H89ZM93 169V168H92ZM116 169H118V168H116ZM115 168H114V170H116ZM128 169V168H127ZM131 169V168H130ZM134 169V168H133ZM13 170V169H12ZM40 170H43V167L42 168H40ZM39 170V171H40ZM57 170H56V173H59V172H57ZM74 170V169H73ZM94 170V169H93ZM93 170H92V173H95L96 172V176L98 175V173H97V168H96V171L95 172H93ZM114 170H112V171H114ZM135 170V169H134ZM217 170V169H216ZM233 170H235V169H233ZM20 171H22V170H20ZM46 171H47V169H46ZM45 171V172H46ZM63 171H64V169H63ZM76 171V173H78L77 171H80L81 172V170H79V168L78 169H76L75 170ZM87 171V170H86ZM91 171V170H90ZM90 171L89 172H86V173H89L90 174ZM103 171V170H102ZM101 171V172H102ZM108 170L106 169V171L105 172H107ZM110 171V170H109ZM119 171H125L126 172V170L124 169V170H119ZM128 171H129V169H128ZM131 171V170H130ZM231 171V170H230ZM237 171V170H236ZM235 171V172H236ZM41 172H44V170L43 171H41ZM67 172V169H65V172H64V174ZM67 172V173H68ZM104 172V171H103ZM111 172V171H110ZM116 172V171H115ZM133 172V171H132ZM190 172V171H189ZM210 172H213V174H215L214 172H216V171H210ZM227 172V171H226ZM233 172V171H232ZM35 173V172H34ZM61 173V172H60ZM60 173H59V175H60ZM69 173V174H70ZM75 173V174H76ZM83 173V172H82ZM100 173V172H99ZM107 173H109V172H107ZM111 173H114V172H111ZM116 173H118V172H116ZM121 173V172H120ZM119 173V174H120ZM123 173V172H122ZM146 173V172H145ZM193 173V172H192ZM3 174V173H2ZM12 174V173H11ZM43 174H47V173H43ZM43 174H40L41 176L43 175ZM55 174V173H54ZM63 174V172H62V174L61 175H64ZM68 174V175H69ZM78 174H80V175H82L81 173H78ZM78 174H77V176H78ZM84 174V173H83ZM88 174V175H89ZM131 174V173H130ZM139 174V173H138ZM147 174V173H146ZM161 174V173H160ZM188 174V173H187ZM186 174V175H187ZM212 174V173H211ZM217 174V173H216ZM218 174H219V172H218ZM236 174V173H235ZM27 175V174H26ZM52 175H53V173H52ZM52 175H51V177H52ZM57 175V174H56ZM90 175H92V174H90ZM100 175H102L101 173H100ZM115 175V174H114ZM121 175V174H120ZM127 175V174H126ZM142 176H143V174H141ZM141 175H139V176H141ZM189 175H190V173H189ZM193 175V174H192ZM191 175V176H192ZM229 175V174H228ZM20 176V175H19ZM37 176H39V175H37ZM45 177H47L46 175H44ZM55 176V175H54ZM69 176H71V175H69ZM68 176V178H70ZM75 177H76V175H74ZM74 176H71L73 179H74ZM84 176V175H83ZM86 176H87V174H86ZM96 176H94V175H92L91 176V178L93 177V179L96 177ZM103 176V175H102ZM101 176V177H102ZM104 176H107V175H105L104 174ZM117 176H119L118 174H117ZM142 176H141V178H142ZM145 176V175H144ZM161 176V175H160ZM166 175H162L161 177H165ZM217 176V175H216ZM215 176V177H216ZM219 176V175H218ZM236 176V175H235ZM48 177L50 178V175H48ZM64 177V176H63ZM65 177H67V176H65ZM64 177V178H65ZM80 177V176H79ZM88 177V176H87ZM87 177H84L85 179L87 178ZM98 177H99V175H98ZM98 177H96L97 179H98ZM112 177V176H111ZM123 177V176H122ZM137 177V176H136ZM136 177H135V179H136ZM160 177V178H161ZM190 177V176H189ZM213 178V179H215V181H216V179L217 178ZM221 176H219V178H220ZM43 178V177H42ZM48 178V179H49ZM61 178V177H60ZM60 178H58L59 180H60ZM78 178V177H77ZM83 178V179H84ZM103 178V177H102ZM119 178V177H118ZM156 178V177H155ZM210 178H212V176L210 177ZM225 178V177H224ZM237 178H239V177H237ZM240 178H241V176H240ZM36 179V178H35ZM39 178H37V182H39V180H38ZM41 179V178H40ZM51 180H52V178H50ZM53 179H57V177H55V178H53ZM73 179H72V181H73ZM76 179V178H75ZM75 179H74V181H75ZM82 179V177H81V179L80 180H83ZM88 179V178H87ZM87 179H86V181H87ZM97 179H94V180H97ZM132 179H133V177H132ZM139 178H137V180H138ZM167 180H168V178H166ZM26 180V179H25ZM24 180V181H25ZM44 180V179H43ZM63 181H65V180H68L67 178L64 180V179H62ZM78 181H79V178L77 179ZM143 180H144V178H143ZM157 180V179H156ZM165 180V179H164ZM163 180V181H164ZM198 180V179H197ZM220 180V179H219ZM232 180V179H231ZM234 180V179H233ZM32 181V180H31ZM36 181V180H35ZM41 182H43L42 180H40ZM54 181L55 180H53L52 182V187L54 186ZM69 181V180H68ZM74 181L73 182H71V180H70V183H74ZM77 181V182H78ZM85 181V180H84ZM83 181V182H84ZM120 181V180H119ZM139 181H141V180H139ZM151 181V180H150ZM158 181L159 180H157V181H155V182H157L158 183ZM160 181H162V178H161V180ZM163 181H162V183H163ZM221 181V180H220ZM235 181V180H234ZM36 182V183H37ZM46 182H50V181H46ZM60 182H61V180H60ZM77 182H76V184H77ZM101 182V181H100ZM102 182H105L104 180L102 181ZM164 182H166V181H164ZM171 182H173V180L171 179ZM214 182V181H213ZM239 182L241 183V179L239 180ZM242 182H244V181H242ZM260 182V181H259ZM2 183V182H1ZM32 183V182H31ZM31 183H29V185L31 184ZM35 183V184H36ZM40 183V182H39ZM39 183H37V184H39ZM59 183V182H58ZM89 183H90V181H89ZM106 183H107V181H106ZM110 183V182H109ZM108 183V185L109 186H111L110 184ZM136 183H137V181H136ZM135 183V184H136ZM166 183H168V182H166ZM215 183V182H214ZM221 183V182H220ZM239 183V184H240ZM261 183V182H260ZM16 184V183H15ZM26 184V183H25ZM44 184V183H43ZM61 183H59V185H60ZM66 184H69V182L67 183L66 182ZM75 184V183H74ZM79 184V183H78ZM77 184V185H78ZM82 184H84V183H82ZM81 184V185H82ZM85 184H87V183H85ZM84 184V185H85ZM116 184H118V183H116ZM126 184V183H125ZM132 184V183H131ZM134 184V183H133ZM143 184V183H142ZM165 183H163V185H164ZM168 184H170V183H168ZM167 184V185H168ZM40 185V184H39ZM39 185H37V187L33 184V186H35L34 188H38V186ZM59 185H57V186H59ZM63 183H62V187H63ZM88 185V184H87ZM87 185H85V186H87ZM97 185V184H96ZM99 185H101V184H99ZM106 185V184H105ZM107 185V186H108ZM119 185V184H118ZM136 185H138V184H136ZM136 185H134L133 187H135ZM143 185H147V184H143ZM158 185H161V183H159V184H157V186ZM210 185V184H209ZM234 185H236V184H234ZM44 186L45 185H41V187L42 188H44ZM47 186H51L50 184L49 185H47ZM56 186V187H57ZM65 186V185H64ZM67 186V185H66ZM72 186H74V185H72ZM80 186V185H79ZM112 186H116L115 184L114 185H112ZM111 186V187H112ZM120 186V185H119ZM122 186V185H121ZM123 186H124V183H123ZM138 186H140V184L138 185ZM138 186H136V187H138ZM148 186V185H147ZM168 186H170V185H168ZM173 186V185H172ZM205 186V185H204ZM208 186V185H207ZM222 186V185H221ZM256 186H258V185H256ZM262 186V185H261ZM260 186V187H261ZM40 187V188H41ZM55 187V188H56ZM61 187V188H62ZM68 187H70V186H67V188ZM75 187V186H74ZM77 187V189H79V187L78 186H76ZM97 186H95V188H96ZM100 187H104V185L103 186H100ZM100 187H98V188H100ZM116 187H118V186H116ZM125 187H127V186H125ZM160 187V186H159ZM158 187V188H159ZM165 187V186H164ZM223 187V186H222ZM32 188V187H31ZM50 188V187H49ZM55 188H53L54 189V191L56 192V190L57 189H55ZM60 188V187H59ZM58 188V189H59ZM60 188V189H61ZM64 189H65V187H63ZM62 188V189H63ZM66 188V190L68 191V192H72L71 194H73V191H69L68 189ZM72 188V187H71ZM83 188V187H82ZM81 188V189H82ZM85 188V187H84ZM106 188V187H105ZM109 188V187H108ZM123 189H125L124 187H122ZM220 188V187H219ZM76 189V190H77ZM101 189V188H100ZM102 189H104V188H102ZM110 190L112 189V188H109ZM116 189V188H115ZM115 189H114V192H115ZM133 189V188H132ZM140 189L141 190H144V189H142L141 187H140ZM139 189V190H140ZM209 189V188H208ZM35 190V189H34ZM47 190V189H46ZM50 190V189H49ZM70 190H72V189H70ZM75 189H74V191H76ZM85 191H87L86 189H84ZM105 190V189H104ZM109 190V191H110ZM117 190V192H120L121 190H120V188H119V191H118V189H116ZM126 190H128V189H126ZM135 190H137V188H135ZM135 190H133L134 192H135ZM10 191V190H9ZM51 191V190H50ZM53 191V192H54ZM58 191V190H57ZM63 191V190H62ZM79 191H80V189H79ZM84 191V192H85ZM108 191V192H109ZM112 191V190H111ZM138 191V190H137ZM215 191H216V189H215ZM5 192V191H4ZM39 192V191H38ZM61 192V191H60ZM84 192H82L81 191V193H84ZM124 192V191H123ZM123 192H122V194H123ZM131 192H132V190H131ZM140 192V191H139ZM144 192V191H143ZM9 193V192H8ZM48 193H49V191H48ZM52 193V192H51ZM51 193H50V196H51ZM59 192H57V194H58ZM63 193V192H62ZM67 193V192H66ZM77 193V192H76ZM86 193L87 192H85V195H86ZM121 193V192H120ZM133 193V192H132ZM138 193V192H137ZM145 193V192H144ZM214 193V192H213ZM3 194V193H2ZM54 194H56V193H54ZM54 194L52 193V196H54ZM78 194H80V192H78ZM118 194V193H117ZM218 194H219V191H218ZM222 194V193H221ZM224 194V193H223ZM61 195H63V194H61ZM61 195H58V196H61ZM65 195V194H64ZM67 195V194H66ZM66 195L64 196V198L65 199H67L68 201H69V198H70V194L69 195H67V197H66ZM82 195V194H81ZM132 195V194H131ZM138 195H140V193L138 194ZM141 195H142V193H141ZM229 195V194H228ZM49 196V198H51L52 200L51 201H53V197L51 196L50 197ZM68 196H69V198H68ZM78 196V195H77ZM87 196V195H86ZM92 196L94 197V195L92 194ZM104 196V195H103ZM135 196V195H134ZM239 196V195H238ZM47 197V196H46ZM55 198L57 197V196H54ZM62 197V196H61ZM71 197H72V195H71ZM74 198L76 197V194H75V196H73ZM80 197V196H79ZM89 199H90V197L89 196H87ZM116 197V196H115ZM123 197V196H122ZM126 197V196H125ZM140 197V196H139ZM143 197V196H142ZM142 197H140V198H142ZM145 197V196H144ZM49 198H44L45 200H49ZM54 198V199H55ZM63 198V199H64ZM135 198H137L138 199V197H135ZM235 198H237V197H235ZM252 198V197H251ZM251 198L249 199V201L251 200ZM58 199V198H57ZM72 199V198H71ZM83 199V198H82ZM84 199H85V197H84ZM88 199V200H89ZM94 199H96V196L94 197ZM73 200V199H72ZM86 200V199H85ZM91 200V199H90ZM93 200V199H92ZM91 200V201H92ZM124 200V199H123ZM127 201L129 200V199H126ZM125 200V201H126ZM50 201V200H49ZM50 201V202H51ZM59 201H61V199L59 200ZM66 201V200H65ZM68 201H67V203H68ZM95 200H93V202H94ZM96 201H97V199H96ZM126 201V203H129V202H127ZM130 201H132V199H130ZM135 201V200H134ZM255 201V200H254ZM46 202V201H45ZM54 202H55V200H54ZM73 202H75V201H73ZM81 202H82V200H81ZM98 202V201H97ZM104 202V201H103ZM121 202V201H120ZM123 202V201H122ZM133 202V201H132ZM132 202H131V204H132ZM47 203H49V202H47ZM64 203V202H63ZM67 203H65V204H67ZM86 203H88V201L86 202ZM116 203V202H115ZM142 203H144V202H142ZM146 203V202H145ZM74 204V203H73ZM72 203H69V205H71L72 207L75 205H73ZM89 204V203H88ZM94 204V203H93ZM108 204V203H107ZM130 204V205H131ZM29 205V204H28ZM32 205V204H31ZM64 205V204H63ZM69 205H68V207H69ZM106 205V204H105ZM104 205V206H105ZM109 205H111V204H109ZM119 205V204H118ZM127 205H129V204H127ZM26 206V205H25ZM76 206V205H75ZM86 206V205H85ZM96 206V205H95ZM107 206V205H106ZM132 206V205H131ZM180 206V205H179ZM93 207V209H95V207H94V205L92 206ZM120 207V206H119ZM176 207V206H175ZM76 207H74V209H75ZM97 208V207H96ZM99 208V207H98ZM111 208H113V206L111 207ZM77 209V211H78V209H81V208H79V206L76 208ZM82 209H83V207H82ZM89 209V208H88ZM135 209V208H134ZM174 209V208H173ZM99 210H100V208H99ZM98 210V211H99ZM191 210V209H190ZM71 211H72V213H74V211L72 210V208H71ZM80 211V210H79ZM84 211H85V209H84ZM83 211V212H84ZM94 211V210H93ZM101 211V210H100ZM105 211V210H104ZM124 211V210H123ZM123 211H121V212H123ZM96 212V211H95ZM120 212V213H121ZM70 213L71 212H69L68 214L70 215ZM71 213V214H72ZM85 213V212H84ZM83 213V214H84ZM99 213V212H98ZM77 214V213H76ZM217 214V213H216ZM74 215V214H73ZM73 215H70V216H72L73 217ZM215 215V214H214ZM78 216V215H77ZM86 216V218H88L87 217V214L85 215ZM216 216V219L218 218V217H221V214H220V216H218L217 217V215H215ZM60 217V216H59ZM83 217V216H82ZM27 218V217H26ZM76 218V217H75ZM215 218V217H214ZM28 219V218H27ZM70 219H72V218H70ZM73 219H74V217H73ZM78 219L79 220H82V218L80 219V217H78ZM89 219V218H88ZM84 220V219H83ZM82 220V221H83ZM86 220V219H85ZM60 221V220H59ZM68 221H69V218H68ZM67 221V222H68ZM90 221V220H89ZM88 221V222H89ZM94 221V220H93ZM78 222H80V221H78ZM99 222H102V221H99ZM220 223V222H219ZM218 223V224H219ZM84 224H86V221H85V223ZM95 224V223H94ZM100 224V223H99ZM97 225V224H96ZM81 226V225H80ZM82 226H85V225H83L82 224ZM88 226V225H87ZM86 226V227H87ZM17 227V226H16ZM46 228V227H45ZM42 230H43V228H42ZM41 230V231H42ZM45 230V229H44ZM44 230H43V232H44ZM71 230V229H70ZM69 230V231H70ZM21 231H23V230H20V232ZM40 231V232H41ZM71 231H73V230H71ZM227 231V230H226ZM225 231V232H226ZM76 232V231H75ZM162 232H163V230H162ZM46 233V232H45ZM70 233H72V232H70ZM40 234V233H39ZM46 236H47V234H45ZM44 235V236H45ZM44 236H43V238H44ZM199 237V236H198ZM15 238V237H14ZM38 238H40V236H38ZM46 238V237H45ZM255 239V238H254ZM256 240V239H255ZM8 263V262H7ZM2 264H6V262H3Z\"/></svg>","mask_w":264,"mask_h":264}]
</instances>
